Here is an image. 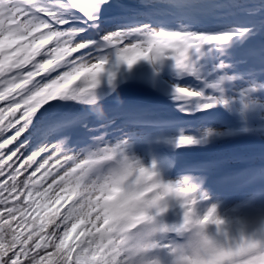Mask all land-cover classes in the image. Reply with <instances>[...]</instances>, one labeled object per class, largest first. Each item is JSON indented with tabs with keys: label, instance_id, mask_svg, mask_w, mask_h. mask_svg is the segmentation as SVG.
I'll return each instance as SVG.
<instances>
[{
	"label": "snow or ice",
	"instance_id": "1",
	"mask_svg": "<svg viewBox=\"0 0 264 264\" xmlns=\"http://www.w3.org/2000/svg\"><path fill=\"white\" fill-rule=\"evenodd\" d=\"M205 53L221 80L234 79L232 72L264 81V0H0V264H135L130 237L140 225L111 223L99 201L118 178L146 170L125 141L104 140L110 121L98 86L138 60L170 59L193 73L192 57ZM175 91L201 95L179 85ZM215 103L224 101L200 106ZM90 113L100 126L91 142L79 140L74 133ZM78 190L47 232L35 223L43 199L57 204L61 193ZM238 261L260 264L254 253Z\"/></svg>",
	"mask_w": 264,
	"mask_h": 264
},
{
	"label": "clouds",
	"instance_id": "2",
	"mask_svg": "<svg viewBox=\"0 0 264 264\" xmlns=\"http://www.w3.org/2000/svg\"><path fill=\"white\" fill-rule=\"evenodd\" d=\"M124 175L99 201V212L111 223L139 224L132 234L135 264H239L254 253L264 264V207L249 219H229L208 197L184 182L165 181L154 166ZM178 208L180 216L167 221L164 214Z\"/></svg>",
	"mask_w": 264,
	"mask_h": 264
},
{
	"label": "rangeland",
	"instance_id": "3",
	"mask_svg": "<svg viewBox=\"0 0 264 264\" xmlns=\"http://www.w3.org/2000/svg\"><path fill=\"white\" fill-rule=\"evenodd\" d=\"M135 3L134 1H131ZM211 58V53H207V56H201L199 59L196 60L195 57H192L194 63H204V65H208L207 60ZM167 60V61H166ZM156 64H152L148 61L138 60L136 67H124L123 70H115L114 78L112 84L109 85L107 83V79L105 78L104 81L98 86L99 98L101 97L103 100L106 99V104L110 103L113 104V100L117 94L119 96H124L125 94L130 93V80L134 69L137 67L142 66L143 64L150 63L153 67L161 74L163 79L167 82L171 83L175 87L177 85L185 87L178 82H173L171 76V65H174V62L170 59H166ZM140 62V63H139ZM139 63V64H138ZM175 66V65H174ZM203 66V65H202ZM215 67V66H214ZM197 71H195L196 74ZM174 74V73H172ZM175 75V74H174ZM197 75V74H196ZM198 76V75H197ZM199 77V76H198ZM81 80V79H80ZM79 80V81H80ZM258 84V83H256ZM260 85V84H259ZM201 86V85H200ZM197 84L194 87H190L191 89L199 92L201 95L198 96L199 101L203 103L209 102L210 98H215L217 100H223L224 103H215L211 107L202 108L200 105L195 106V110L202 111V113L196 116V121L188 124L187 119H185V112L190 113L191 108L187 106L175 107V109L180 110L183 115L182 118L176 119L172 122L177 133H169L168 140L170 144H173L175 149L179 154L184 156L185 150H189L186 154L187 157H194L192 160L196 162L198 158H195L193 153H203V146L200 145V140L202 138L208 139H219V141L214 144V146L210 149H206L208 154V158L203 159L202 163L206 166L214 165V167H219L220 169L223 166H227L232 162H239L243 163L245 161H249L251 159V163H247L246 172L254 171L258 167L256 164H253L252 157H258L260 160H264V146L259 145L264 140V94H258V92H251L254 94V98H251L250 93H245L246 98L243 99V93L232 92V88L224 87L226 89L223 94H220L218 91L213 89L212 86H209V91L207 93H203L201 91V87ZM255 86V85H252ZM260 86L264 87L262 83ZM199 88V89H198ZM251 88V86H250ZM249 88V89H250ZM256 88V87H253ZM245 92L248 89H244ZM248 94V95H247ZM248 96V98H247ZM112 100L110 101V99ZM127 98H129L127 96ZM197 97H186L180 100L186 99H193ZM116 99V98H115ZM100 100V99H99ZM98 100V102H100ZM164 101V100H163ZM205 101V102H204ZM115 103V102H114ZM161 105H165L164 102L160 103ZM109 106V105H108ZM127 107V106H126ZM125 108V107H124ZM124 108L122 109L124 111ZM215 110L218 111L213 116L206 117V111ZM128 111V110H127ZM125 111V114H127ZM190 111V112H188ZM194 111V110H193ZM158 112V111H157ZM202 115V116H201ZM201 116V117H200ZM120 117V118H119ZM184 117V118H183ZM257 117L260 120H257ZM127 119V118H126ZM125 116L122 114L115 115L113 117L108 116V120L110 123L104 126L103 130V137L104 140L108 143L115 144L121 141L126 142V153L131 156L135 157L136 159L140 160V162L145 165L152 167L154 166L155 170L159 172L165 181L175 182H184L193 188L196 189L197 196H206V190L202 188H197V186L193 182L181 181L174 178H171L166 175V173L162 170V168L154 161L151 157L148 148L147 142L154 137L159 135L158 132L152 131L154 130L151 126L143 125H133L130 124L131 120H126ZM155 119V118H154ZM148 121V120H147ZM147 124V123H146ZM150 124V123H148ZM99 122L92 123L91 132L95 131L99 127ZM173 129V127L171 128ZM246 134L247 136L246 139ZM252 137H251V136ZM187 137L191 138L194 142L187 143V144H179L180 137ZM246 139V140H245ZM253 139H257L253 141ZM89 142H91L92 137L87 138ZM254 148H257L254 150ZM247 149L251 152L249 155H246ZM185 156V157H186ZM198 157V156H197ZM53 162H50V165H45L46 168L52 166ZM50 179L47 182H50ZM69 187H74V185H69ZM57 191H59L57 189ZM52 195V194H51ZM71 195V199H67V196ZM61 196L65 197V199H60V201L64 204L63 207L73 204L77 201L79 196V190L77 194L71 193H61ZM240 194H232V195H225V196H210L207 200V204H217L219 207V212L222 216L227 217L229 219H249L253 214H255L259 207H264L263 202H257L254 208L249 210H240V206L243 205V201H239ZM211 199L213 202H211ZM45 200V199H43ZM224 205V206H223ZM180 210L178 208H171L165 214L164 218L171 222L177 219L180 216ZM94 218V214H93ZM87 223V222H86ZM99 223V222H98ZM85 225H81L77 228L76 232L73 233V240L79 235L81 231L84 230ZM94 231V230H93ZM87 236H80V240H86Z\"/></svg>",
	"mask_w": 264,
	"mask_h": 264
},
{
	"label": "trees",
	"instance_id": "4",
	"mask_svg": "<svg viewBox=\"0 0 264 264\" xmlns=\"http://www.w3.org/2000/svg\"><path fill=\"white\" fill-rule=\"evenodd\" d=\"M50 44H51V41L49 42L48 45H44V47H48V46H50ZM120 68L121 67L118 66L117 70ZM203 70L207 71L209 69L207 66H205L203 69L201 66V63L198 65H194V71H197L196 74L199 77H201V75L203 74V72H204ZM186 73L187 72H185V75H184V73L182 74L176 69V75L179 78L186 77ZM196 74H193V75H196ZM221 75L222 74L214 73V75H211L210 78L208 77L209 79L204 80L205 83L208 82V84L212 85L213 87H214V84H217V86L219 87L218 91L220 92V94H223L224 91L226 90V89H224V87H231L233 92H237V91L241 92L244 89H249L250 86H252L256 83H264V81H248L242 75H240L238 73H232V72L227 73V75L228 76H234V79H232V80L224 79V81H223L220 79ZM80 79H83V78L79 77L76 81H73V85H75L76 83H79ZM187 81H189V80H187ZM219 81H221L223 84H219L218 83ZM73 85H70L69 87H72ZM223 85H224V87H223ZM245 93H247V92H245ZM262 93L263 92H260L258 94L262 95ZM251 98H254L253 95L251 96ZM100 100H102L101 97H100ZM75 111L79 112L80 109L77 108V109H75ZM90 116H95V114L91 113V115L88 116L87 123L90 120ZM83 128H84V126H82L81 128H79L77 130L82 131ZM13 143H14V141H13ZM37 159H39V157H37ZM43 171H44V169H41L40 172H37L36 177L40 178L42 176ZM46 184H47V182L45 183V186H46ZM49 195H51V193ZM40 204H41L40 210L37 213L33 214V219L35 220V223L37 225H40V224H46L47 225V227H45L43 229V231H45V232H47V230L52 227L53 220H59L61 213H64L65 210L69 207V205H72V204H69V205L63 207L64 204L61 201L57 204H53L51 200L49 201V199L42 200L40 202ZM44 205H47V207H44ZM57 208H59V212H56ZM72 241H73V238H71L68 243L71 244Z\"/></svg>",
	"mask_w": 264,
	"mask_h": 264
},
{
	"label": "water",
	"instance_id": "5",
	"mask_svg": "<svg viewBox=\"0 0 264 264\" xmlns=\"http://www.w3.org/2000/svg\"><path fill=\"white\" fill-rule=\"evenodd\" d=\"M132 83L136 90L142 92L143 96L160 98L183 96L182 94H178L174 87L166 83L150 64L140 67L134 72ZM217 142L218 140L202 141L207 147H213Z\"/></svg>",
	"mask_w": 264,
	"mask_h": 264
},
{
	"label": "bare ground",
	"instance_id": "6",
	"mask_svg": "<svg viewBox=\"0 0 264 264\" xmlns=\"http://www.w3.org/2000/svg\"><path fill=\"white\" fill-rule=\"evenodd\" d=\"M238 174H241V172H239ZM251 182H252V181H251ZM251 182H249V183H251ZM245 187H247V186H246V183H243V186H240L241 191H240V189H239L240 192H244L245 189H248V191L245 192V193L243 194V197L240 198V200H239V201H243V202H245V204H244L243 206H240V210H249V209H252V208H254V206H255V204H256L257 202H263V203H264V196H263L262 198L258 199V200H257L256 202H254V203H253V202H248L247 197L250 196V195L253 193V191H252V186H251V185L248 186L247 188H245ZM210 196H213V194H212V193H208V194H207V197L209 198ZM223 196H225V194H224ZM208 200H210V199H208ZM211 202H213L212 199H211ZM223 206H224V205H223ZM249 211H250V210H249ZM252 211H256V210H252Z\"/></svg>",
	"mask_w": 264,
	"mask_h": 264
}]
</instances>
